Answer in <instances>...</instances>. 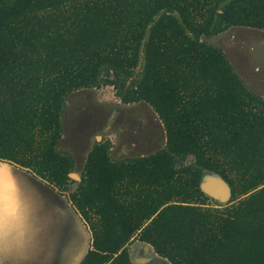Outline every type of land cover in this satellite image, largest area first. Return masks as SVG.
<instances>
[{"label":"trees","instance_id":"1","mask_svg":"<svg viewBox=\"0 0 264 264\" xmlns=\"http://www.w3.org/2000/svg\"><path fill=\"white\" fill-rule=\"evenodd\" d=\"M233 26L264 32V0H0V160L65 192V99L103 83L163 127L147 155L92 145L68 194L90 233L79 264H136L135 240L170 264H264V97L206 40ZM205 172L225 204L207 205Z\"/></svg>","mask_w":264,"mask_h":264},{"label":"rangeland","instance_id":"2","mask_svg":"<svg viewBox=\"0 0 264 264\" xmlns=\"http://www.w3.org/2000/svg\"><path fill=\"white\" fill-rule=\"evenodd\" d=\"M206 40L220 47L245 84L252 91L254 86V92L264 97L263 31L233 26ZM94 138L98 141L105 139L111 142L110 156L113 158L147 155L162 148L165 143L163 127L152 108L142 101L122 103L115 95L113 85L107 83L98 87L78 89L68 94L62 112V135L58 149L65 152L74 150L78 169L81 161L80 146L89 144L90 147L95 142ZM18 169L27 175L32 174L26 169L19 167ZM76 169L71 172L76 174V177H71L67 190L63 193L34 175L42 200L47 196V191H55L58 200L54 198L50 200L53 202L54 199V203L61 201L60 204L65 205L61 207L72 208L68 194L78 184L80 170ZM207 173L209 172L204 174ZM209 198L207 201L209 206L223 205L227 202V199L219 201ZM37 231L38 229L26 222L9 230L6 235L3 234L0 239V264H60L59 258L55 259L57 257L55 252L49 254L46 250L49 245L48 238L35 241ZM44 233V230L39 231L38 236H43ZM134 245H136L134 241L129 244L128 252L131 260L136 263V257L141 256L144 249L143 245L137 244L135 248ZM149 249V253H152L151 247Z\"/></svg>","mask_w":264,"mask_h":264},{"label":"water","instance_id":"3","mask_svg":"<svg viewBox=\"0 0 264 264\" xmlns=\"http://www.w3.org/2000/svg\"><path fill=\"white\" fill-rule=\"evenodd\" d=\"M7 162L0 160V169L6 170L4 174L11 181L9 187L0 188V239L9 230L28 222L38 229L35 241L48 238L46 250L49 254L55 252V259L59 258L60 264H79L90 246V233L77 212L70 207L45 204L34 175H27L18 169L19 166ZM69 176L76 177V174L69 173ZM213 184L219 187V193ZM199 187L204 194L219 201L230 198L228 184L215 173L204 174ZM42 230L44 235L38 236ZM143 247L150 248L147 243ZM151 252L149 262L162 264L152 247ZM136 263L140 264V261L136 259Z\"/></svg>","mask_w":264,"mask_h":264},{"label":"crops","instance_id":"4","mask_svg":"<svg viewBox=\"0 0 264 264\" xmlns=\"http://www.w3.org/2000/svg\"><path fill=\"white\" fill-rule=\"evenodd\" d=\"M229 28H230V27H229ZM229 28H228V29H229ZM226 30H227V29H226ZM226 30H224V31H226ZM224 31H223V32H224ZM220 33H222V32H220ZM220 33H219V34H220ZM212 37H213V36H212ZM249 80H250V79H249ZM249 86H250V85H249ZM252 89L255 91L254 86H253ZM262 94H264V93H262ZM91 147H92V145H91L90 147H88L87 149L84 150V153H83V155H82V160L80 161V169H79L80 172H81L82 166H83V164H84L85 158H86V156H87V153L89 152V150L91 149ZM88 149H89V150H88ZM111 149H112V147H111ZM70 151L73 152L72 150H70ZM71 152H69V153H71ZM71 154H73V153H71ZM73 156H74V154H73ZM110 157H111V156H110ZM111 158L114 159V160H120V159H124V158H127V157H121V156H120V157H118V158H117V157H115V158L111 157ZM75 166H76V163H74V170L76 169ZM54 192H55V191H54ZM54 192H53V191H51V192H48V191H47V196H44V195H43V196H44V200H43L44 203H45V204H49V205H51V206H52V205H56V206H60V207H61V206H65V205H61V204H60L61 201H59V202L56 201V203H54V199L58 200L57 197L55 196ZM48 194H50V195L48 196ZM53 194H54V195H53ZM40 195H41V194H40ZM47 197H48V198H47ZM51 198H54V199H53V202L50 200ZM72 208H73V207H72ZM73 209H74V208H73ZM74 210H75V209H74ZM76 214H77V213H76ZM77 215H78V214H77ZM78 216H79V215H78ZM79 217H80V216H79ZM80 218H81V217H80ZM81 220H82V219H81ZM82 221H83V220H82ZM134 244H136V245L139 244L140 246H142V245H144V244H146V243L141 242V241H138V240H135V241H134ZM147 244H148V243H147ZM136 245H134V248H135ZM149 247H151V246L149 245ZM157 258H159L160 260H162V262H163L162 264H170L165 258H162V257H160V256H158V255H157Z\"/></svg>","mask_w":264,"mask_h":264},{"label":"bare ground","instance_id":"5","mask_svg":"<svg viewBox=\"0 0 264 264\" xmlns=\"http://www.w3.org/2000/svg\"><path fill=\"white\" fill-rule=\"evenodd\" d=\"M6 172L5 169H0V188H5V187H9L11 185V181H9V179L6 177V174H4ZM213 187L217 190L216 192L219 193V187H217L216 184H213ZM144 249V250H143ZM143 254L139 257H136V259L138 261H140L141 264H145L148 263L150 260L148 258V254H149V248H144L143 247ZM140 253V252H139Z\"/></svg>","mask_w":264,"mask_h":264},{"label":"flooded vegetation","instance_id":"6","mask_svg":"<svg viewBox=\"0 0 264 264\" xmlns=\"http://www.w3.org/2000/svg\"><path fill=\"white\" fill-rule=\"evenodd\" d=\"M94 139H95V138H94ZM100 140H101V139H100ZM95 141H98V140L95 139ZM89 143H90V142H89ZM93 144H94V143H93ZM93 144H92V145H93ZM88 146H89V144H88ZM88 146H84V147H81V146H80L81 160H82V155H83V153H84V150H85ZM75 148H76V147H75ZM76 149H77V148H76ZM76 149H75V150H76ZM72 151H73L72 153L74 154V150H72ZM73 154H72V156H73ZM87 154H88V153H87ZM73 157H74L73 159H74V163H75V155H74ZM75 167L77 168V163H76V166H75ZM79 169H80V168H78V169H76V170L79 171ZM79 175H80V174H79ZM70 178H71V177H70ZM79 180H80V177H79ZM79 180H78V182H79Z\"/></svg>","mask_w":264,"mask_h":264}]
</instances>
